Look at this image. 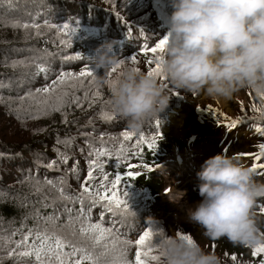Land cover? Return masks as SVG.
<instances>
[{"label":"trees","instance_id":"obj_1","mask_svg":"<svg viewBox=\"0 0 264 264\" xmlns=\"http://www.w3.org/2000/svg\"><path fill=\"white\" fill-rule=\"evenodd\" d=\"M44 2L45 0H11L9 4L8 0H0V84L4 85L5 82L8 85L19 82L20 79L25 81L26 83L19 85V90L22 89L24 92L19 99L25 121H42L37 127L28 128L27 133H24V137L27 138L25 141L13 146H0V237L3 238L0 239V264H33L29 258L9 256V252L15 248V242L21 240L28 229L45 226L43 220L36 218L37 211L40 216H48L57 211L60 214L58 223H64L66 220L63 214L65 202L59 200L56 188L44 186L43 191L36 194L33 191L35 180L41 182L46 179L51 180L57 187H63L65 192L78 194L87 179L89 160L92 159L88 156L89 142L99 147V137L104 136L107 146L115 152L122 140V133L134 132L112 108L111 86L116 77L128 67L139 68V73H148L149 67H155V64L151 66L147 64V61L154 57L151 54L145 56L144 49L155 46L159 40L167 37L173 11L169 0ZM46 22L57 27L69 24L77 31L71 37V42L65 45L62 41L69 37L54 28L46 27ZM13 23L41 24L39 35L35 28L12 27ZM43 41L47 46L42 45ZM109 42L114 43L115 54L125 63L106 77L107 84H100L97 82V75L103 76L104 70L96 71L94 58L96 50L102 44ZM77 55L82 56L83 59H67L69 56ZM133 57L138 63L131 62ZM15 59L28 60L31 65H17V68H13L11 65ZM36 64L49 69L46 76L44 73L35 75ZM86 67L94 71L95 82L87 78L82 88L65 89L70 93L69 103L61 111L49 110L45 115L43 109L46 106L37 105L31 99L21 100L29 91L35 93L37 89L49 86L58 78L61 71L79 73ZM157 79L161 83L165 82V79ZM6 88L5 85L0 87V107L4 106L5 99L17 95L13 90L7 92ZM168 91L173 98L168 110L158 118L159 127L156 126L155 119L149 122L142 132H135L136 135L131 141L124 142L128 150L127 161L102 158L105 164L104 170L109 174L110 180L116 174L126 176L130 170L129 165H139L131 169L137 173L135 179L128 178L120 186L121 197L124 198L123 192L126 191L130 211L135 215L114 216L105 212L103 216L106 217L103 218L105 227H114L119 230L122 239L128 238L133 242L143 231L151 227L148 223L154 219L152 207L159 199L156 196L164 189L161 177L154 171L171 149L168 135L163 132L162 126L169 127L170 114L174 109L186 107L191 98L188 94L172 88ZM96 92H99L100 98L90 103ZM85 93L88 94V100L84 99ZM73 96L80 98V106L71 102ZM49 103H55V97ZM104 113L115 115L113 119L105 120ZM239 117H243L244 121L241 123L245 127H264V116L259 111L241 113ZM242 125L238 124V127ZM2 131L3 128H0V133ZM141 134L146 138L159 137L155 150L149 149L146 144L139 150L135 147L136 140ZM111 137L117 139H110ZM58 140L60 143L57 142ZM67 141H71V145L66 147ZM261 143H264V137ZM54 149L69 156L66 164L60 162ZM258 153L259 146L253 157ZM53 160L57 161V167L50 169L47 165ZM255 163L253 159L252 167ZM260 163L264 164V160ZM144 165H147V168L143 167ZM262 171L264 170L258 169L255 173L259 175ZM96 175L98 177L96 183H99V173ZM29 176L34 179L29 180ZM61 180L64 181L63 185L60 184ZM53 201H55L54 207L51 206ZM45 203L50 206L44 207ZM75 207L78 209L79 204ZM102 211L100 206L92 209L93 222H99ZM115 223L120 226H116ZM14 232L16 235H13ZM222 242L230 244V248L223 250L229 251L231 256L248 258L249 263L259 264L257 256L253 255L254 249L234 247L227 239H223L220 243ZM135 251L134 246L129 248L127 258L134 260Z\"/></svg>","mask_w":264,"mask_h":264},{"label":"clouds","instance_id":"obj_2","mask_svg":"<svg viewBox=\"0 0 264 264\" xmlns=\"http://www.w3.org/2000/svg\"><path fill=\"white\" fill-rule=\"evenodd\" d=\"M169 3V42L160 61L165 82L128 67L111 86L112 108L137 133L168 110L173 98L169 88L216 101L231 100L241 91L264 96V0ZM94 59L96 71L104 70L97 82L107 84L111 69L122 61L114 43L102 44ZM201 167L197 187L202 199L187 207L186 220L210 240L227 239L247 249L264 246L257 215L264 183L255 179L253 167L227 154L211 157ZM160 255L161 264H223L215 252L189 244L180 234L164 239Z\"/></svg>","mask_w":264,"mask_h":264},{"label":"snow or ice","instance_id":"obj_3","mask_svg":"<svg viewBox=\"0 0 264 264\" xmlns=\"http://www.w3.org/2000/svg\"><path fill=\"white\" fill-rule=\"evenodd\" d=\"M9 4L11 0H8ZM12 27H23L24 29L35 28L37 29V35H39L40 25L36 23H13ZM45 26L50 29H55L62 35L69 37L67 40H63L62 43L67 45L71 42V37L77 31L76 28L69 24L57 27L55 24L45 23ZM168 37L159 40L155 46H148L144 49V55L151 54L154 59L147 61L149 66L155 64V67H149L148 75L156 78H162L166 80L163 75V69L161 66V55L168 44ZM67 59H83L82 56H69ZM132 63H138L135 57L131 59ZM125 63L124 60L121 63L111 69V73L117 71V69ZM17 65H25L24 61L13 62L11 67L15 68ZM36 73L39 75L44 73L45 76L49 69L36 64ZM134 71L139 73L140 69L135 68ZM110 73V74H111ZM109 74V75H110ZM91 78L92 82H95L96 75L93 70L84 68L79 73L61 71L58 78L53 80L49 86L37 89L35 93L29 91L26 97H22L21 100L31 99L36 102L37 105L46 106L43 111L46 115L49 110L61 111L62 108L69 103L68 97L70 93L65 90L67 88H82L84 80ZM4 85L0 84V87ZM37 97H43V99H37ZM55 97V103L50 104L49 101ZM99 92L94 93L91 102L99 99ZM264 99V96H261ZM85 100H88V94L85 93ZM81 105L80 98L73 96L72 101ZM209 112L215 110L209 107ZM253 111H259L253 106ZM114 113L110 116L108 113L103 114L105 120H111L114 118ZM264 116V113H262ZM228 128H235L242 121L232 119L229 120L227 116L224 117ZM66 122V117H65ZM157 127H159L160 121L157 118L155 121ZM255 131L264 137V127H256ZM136 135L135 132L124 131L122 133V140L119 143L116 151L114 152L107 146L104 136L99 137L100 146L97 147L95 144L89 142L88 156L92 157L89 160V170L87 173V179L82 186V190L78 194H70L64 191L63 187H57L56 184L51 180H44L43 182L35 180L33 184L34 193L38 194L43 191L44 186H50L56 188L58 192V198L61 202H65L63 206V214L66 216L64 223H58L60 221V214L54 211L53 214L48 216H40L37 211V217L44 221V227H36L28 229L27 233L24 234L21 240L15 242V248L9 252V256H17L20 258H29L33 261V264H152L156 262L159 264L161 261V248L163 241L166 238L163 231L154 230L153 227H149L139 235L138 239L134 242L128 238H121L119 230L114 227H105L103 224V216L105 212L112 213L114 216L119 214L122 216L135 215L134 212L130 211L128 203L127 192H123V197L120 194V186L126 179H135L137 173L131 169L139 167V165H129V171L126 176L116 174L113 179H109V174L104 170L105 164L102 158L111 160L115 158L117 161H127V149L125 143L131 141ZM110 139H117L111 137ZM158 136H152L146 138L141 134L137 140L135 147L139 150L142 145H147L149 149L155 150L157 147ZM60 143V141H57ZM66 147L71 145V141L65 142ZM60 159V162L67 163L69 156L66 153L60 152L58 149H54ZM83 151V149H81ZM256 163L253 165V171L257 172L258 169L264 170V164L260 163L264 160V143L259 145V153L253 157ZM48 168L52 169L57 167V161L53 160L48 165ZM119 167V165H118ZM143 167L147 168V165ZM75 169H73L74 171ZM152 171L151 168H148ZM99 173V183L97 181V175ZM261 174H264L262 171ZM29 180L34 179L29 176ZM64 181L61 180L60 184L63 185ZM47 199V197H45ZM79 204L77 209L75 205ZM50 206L45 203L44 207ZM51 206H55L53 201ZM100 206L103 211L100 213L99 222H93L92 220V209ZM264 212V208H261ZM13 235H16L14 232ZM182 239H185L189 244H193L195 241L190 235L180 234ZM0 239H3L0 237ZM135 247L134 260L127 258L128 249ZM214 247V246H213ZM19 250V251H18ZM159 253V255L154 254ZM264 254V246L255 248L253 250L254 256ZM231 259L235 261L236 256H232Z\"/></svg>","mask_w":264,"mask_h":264},{"label":"rangeland","instance_id":"obj_4","mask_svg":"<svg viewBox=\"0 0 264 264\" xmlns=\"http://www.w3.org/2000/svg\"><path fill=\"white\" fill-rule=\"evenodd\" d=\"M51 1L53 0H45L44 3H50ZM33 17L35 18V16ZM20 59H15L14 62L20 61ZM23 61L25 66L31 65L28 60ZM12 76L13 74L10 75V77ZM24 82L22 79L19 82L9 83L8 85L4 82L7 92L8 90H13L17 95L9 97L8 100L5 99L4 106L0 107V116H2L0 117V128H3L0 133L1 147L13 146L25 141L27 138L24 137V133H27L28 128L37 127L42 122L25 121L23 107L19 99L24 93L22 89L19 90V85ZM188 96L191 97L188 105L183 109L176 110L175 114L170 116L171 125L167 128V131L165 130L172 146L168 153L169 157L162 166L163 171L159 172L165 189H163V194L160 193L159 199L152 207L155 216L148 224L154 230L163 231L165 237L177 234L190 235L206 251L215 252L221 257L223 264H252L249 263L250 259L239 258L238 256L233 261L230 252L223 250L224 248H230V244L226 242L220 243L223 239L218 241L208 239L204 236V230L200 226L186 220L187 207L196 204L202 199L199 196L197 187L199 183L197 175L184 178L185 174H183L179 181H175L179 173L176 169L169 172L166 163L174 156L188 154L190 151L201 154L200 158H196V162L192 163L193 167H199V164L202 166L207 159L218 154L236 156L241 163L252 166L253 154L263 137L255 131L256 127H245L242 123L239 124L242 125L241 127L237 125L235 128H228L227 123L229 121H226L224 117L227 116L229 120L244 121L243 117H239V115L245 112L253 113V106L259 109V112L264 113V99L256 96L252 91H241L231 99L230 104L225 103L224 100H212L202 94L196 97L190 94ZM209 107L215 111L209 112L207 110ZM191 170L194 172V169ZM255 179L264 183V175L262 174L256 175ZM181 188L186 190V193L183 195V199L180 200L181 204L174 205L176 202L171 199L176 200L174 193L181 192ZM261 208H264V199L259 202L257 208L260 227L264 230V212L261 211ZM115 225L120 226L118 223H115ZM154 254L159 255V253ZM263 255L257 256L258 261L255 258L253 259L259 264H264ZM152 264H156V262H152ZM159 264H161V261Z\"/></svg>","mask_w":264,"mask_h":264},{"label":"bare ground","instance_id":"obj_5","mask_svg":"<svg viewBox=\"0 0 264 264\" xmlns=\"http://www.w3.org/2000/svg\"><path fill=\"white\" fill-rule=\"evenodd\" d=\"M230 101L231 100H227V101L224 100V102L227 103V104H230ZM164 129L167 131V128H164ZM200 156H201V154H196V152H189L188 154H186V153L183 154V155L179 154V155H176L173 158H171L170 161L168 163H166V165H167V168H168L169 172L171 170H173V169L174 170L176 169V171L179 173V175L176 177L175 181H179V178L181 176H183V174H187V173H185V170L188 167L189 168L186 171H189V174H190L191 171H192L191 169H193L192 163H195L196 162V158H200ZM172 159H173V161H171ZM189 174H187V175H189ZM179 184H181V183H179ZM182 189L183 188L180 189L181 190L180 193L179 192L178 193L177 192L174 193V195H175L174 198H176V201H177L176 204L174 203V205H177L179 203L181 204L180 200L178 199L179 195L182 194V193L185 195V193H186V190H182ZM186 189H188V188H186ZM180 190H178V191H180Z\"/></svg>","mask_w":264,"mask_h":264},{"label":"water","instance_id":"obj_6","mask_svg":"<svg viewBox=\"0 0 264 264\" xmlns=\"http://www.w3.org/2000/svg\"><path fill=\"white\" fill-rule=\"evenodd\" d=\"M161 169H157L156 171H160Z\"/></svg>","mask_w":264,"mask_h":264},{"label":"built area","instance_id":"obj_7","mask_svg":"<svg viewBox=\"0 0 264 264\" xmlns=\"http://www.w3.org/2000/svg\"><path fill=\"white\" fill-rule=\"evenodd\" d=\"M43 44H45V43H43Z\"/></svg>","mask_w":264,"mask_h":264}]
</instances>
